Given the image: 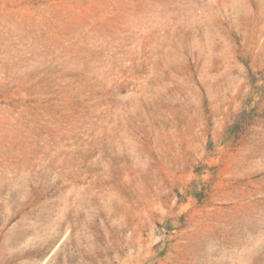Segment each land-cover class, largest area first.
<instances>
[{
  "label": "rangeland",
  "instance_id": "obj_1",
  "mask_svg": "<svg viewBox=\"0 0 264 264\" xmlns=\"http://www.w3.org/2000/svg\"><path fill=\"white\" fill-rule=\"evenodd\" d=\"M0 264H264V0H0Z\"/></svg>",
  "mask_w": 264,
  "mask_h": 264
}]
</instances>
